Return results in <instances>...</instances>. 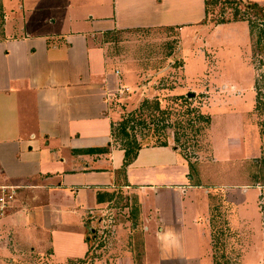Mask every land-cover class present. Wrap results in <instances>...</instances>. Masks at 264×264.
Segmentation results:
<instances>
[{
	"label": "crops",
	"instance_id": "obj_1",
	"mask_svg": "<svg viewBox=\"0 0 264 264\" xmlns=\"http://www.w3.org/2000/svg\"><path fill=\"white\" fill-rule=\"evenodd\" d=\"M206 18V0H0V168L6 180L21 186L0 226L14 224L13 230L41 241L50 230L54 262L83 258L86 211L105 201L103 192L122 190L135 197L146 228L142 264H216L208 217L214 222L217 216L221 227L241 232L226 215L223 219L220 204L212 203L213 191H220L217 183L195 177L185 154L171 144L144 146L125 165V150L111 134L112 124L121 119L113 101L128 100L130 86L137 84L130 59L121 62L113 54L114 36L173 29L183 47L181 33L208 26ZM175 56L183 58L187 83L208 68L204 52L200 68L188 76L189 55ZM149 85L143 86L150 90ZM103 148L107 151H91ZM195 189L201 191V207ZM249 190L237 188L241 194ZM24 191L30 193L26 200ZM223 191L228 197L233 190ZM84 192L82 204L77 194ZM42 197L32 207V200ZM245 198H227L236 217H246L245 207L252 202ZM186 202L189 210L183 209ZM75 213L78 223L64 219ZM259 215L255 206L252 216H258L259 228L255 219L252 223L262 229ZM165 229L178 237V246L158 241Z\"/></svg>",
	"mask_w": 264,
	"mask_h": 264
},
{
	"label": "rangeland",
	"instance_id": "obj_2",
	"mask_svg": "<svg viewBox=\"0 0 264 264\" xmlns=\"http://www.w3.org/2000/svg\"><path fill=\"white\" fill-rule=\"evenodd\" d=\"M215 1L206 18L208 26L198 25L196 29L181 33L184 48L180 46L177 30L173 29L114 36L113 54L121 62L129 58V70L137 75V84L129 85L131 97L112 103L121 116L114 123L118 124L126 113L137 110L136 117L128 124L131 136H136L142 146L160 145L167 140L169 145L177 146L182 152L188 150L183 153L192 171L197 173L194 176L198 175V179L212 177L209 182L205 180L206 184L217 183L220 187L218 193L213 191L212 203L220 204L218 211L223 214V219L226 215L230 226H240L241 232L232 227L231 230L221 227L216 215L214 222H211L212 216L208 217V230L210 233L212 227L217 250L216 264H264V56H258L256 52V27L248 20L216 22L223 18L233 19L236 3ZM261 4L264 5V1ZM244 13L242 10L239 15L250 18ZM204 52L207 70L199 80L187 83L182 71L183 58L175 55H189V76V72L193 73L192 68L198 67ZM143 85H149L150 90ZM146 100L152 102L143 106ZM157 100L160 109L156 107ZM121 137L113 138V142L122 147ZM181 156L179 161L183 163L179 168L183 171L185 157ZM1 171L0 168V182L14 183L6 180ZM205 181L198 180L202 184ZM242 187L251 190L241 194L237 188ZM230 189L233 191L228 197L235 200L246 197L249 203L252 202L245 207L246 217H236V207L229 205L223 190ZM194 193L198 194L197 204L201 207V191L198 193L195 189ZM102 194L105 201L84 215L85 236L93 233L89 227L97 233L93 240L86 238L85 257L54 262L50 256V230L43 235L42 241L37 237L31 240L32 233L29 237L26 231L13 230L14 224L6 227L3 224L0 226V264H142L138 246L143 244L146 228L138 217V202L131 193L126 195L122 190ZM29 195L24 191L23 200ZM77 197L78 202L84 204L86 193L77 194ZM91 197L94 199L93 195ZM43 200V197L37 198L30 204L38 207ZM185 206L183 209L189 210L188 202ZM255 206L262 229H258V219H255L258 216H252ZM41 219L36 221L41 222ZM64 219L78 223L80 215H65ZM253 220L258 228L254 227Z\"/></svg>",
	"mask_w": 264,
	"mask_h": 264
},
{
	"label": "trees",
	"instance_id": "obj_3",
	"mask_svg": "<svg viewBox=\"0 0 264 264\" xmlns=\"http://www.w3.org/2000/svg\"><path fill=\"white\" fill-rule=\"evenodd\" d=\"M215 0H206V13L207 16L209 15L210 11V5L215 3ZM228 2L236 3V10H235V16L233 19L229 18H223L220 20H217L216 22L221 23H229L231 21H239V20H248L253 27H256V35H257V49L256 52L258 53V56H264V5L256 0H229ZM242 10L245 11L244 14H247L250 18H245L244 16H240L239 14L242 13ZM207 21L205 19L204 23ZM254 31V33H255ZM252 34V33H251ZM255 43V42H254ZM258 88V87H257ZM152 101L146 100L143 104H148ZM157 105V109H160V102L157 100L155 102ZM142 106H140L139 109H141ZM136 111H131L126 113L123 116V119L118 123L112 124V138H118L119 136H122L120 140L124 141L122 144V148L125 150V165H128L131 163L138 155L139 150L144 147L141 144V141L136 138V136L130 134L128 129V124L131 122L132 119L136 117ZM210 119V118H208ZM118 125V126H117ZM117 126V127H116ZM168 141L164 140L160 145H150V146H168ZM92 152H104L107 151V148L103 149H92ZM185 154L188 153V150L183 151ZM189 158V157H188ZM218 210V209H217ZM226 229V228H224ZM97 233L93 232L90 236L87 237V239L93 240L96 237ZM139 252V260H143V245L138 246ZM141 262V261H140Z\"/></svg>",
	"mask_w": 264,
	"mask_h": 264
},
{
	"label": "built area",
	"instance_id": "obj_4",
	"mask_svg": "<svg viewBox=\"0 0 264 264\" xmlns=\"http://www.w3.org/2000/svg\"><path fill=\"white\" fill-rule=\"evenodd\" d=\"M20 187L11 182H0V217L13 207Z\"/></svg>",
	"mask_w": 264,
	"mask_h": 264
},
{
	"label": "clouds",
	"instance_id": "obj_5",
	"mask_svg": "<svg viewBox=\"0 0 264 264\" xmlns=\"http://www.w3.org/2000/svg\"><path fill=\"white\" fill-rule=\"evenodd\" d=\"M157 239L166 247L170 245H179L178 237H176L175 234L168 229H165L162 233H158Z\"/></svg>",
	"mask_w": 264,
	"mask_h": 264
},
{
	"label": "water",
	"instance_id": "obj_6",
	"mask_svg": "<svg viewBox=\"0 0 264 264\" xmlns=\"http://www.w3.org/2000/svg\"><path fill=\"white\" fill-rule=\"evenodd\" d=\"M190 95L193 96L194 94L193 93H190ZM89 231L90 232H94L95 230L92 227H89Z\"/></svg>",
	"mask_w": 264,
	"mask_h": 264
}]
</instances>
